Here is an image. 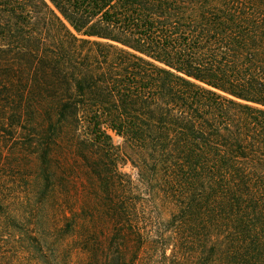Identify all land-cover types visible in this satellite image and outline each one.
I'll return each mask as SVG.
<instances>
[{"label":"trees","instance_id":"obj_1","mask_svg":"<svg viewBox=\"0 0 264 264\" xmlns=\"http://www.w3.org/2000/svg\"><path fill=\"white\" fill-rule=\"evenodd\" d=\"M0 264H264V0H0Z\"/></svg>","mask_w":264,"mask_h":264},{"label":"rangeland","instance_id":"obj_2","mask_svg":"<svg viewBox=\"0 0 264 264\" xmlns=\"http://www.w3.org/2000/svg\"><path fill=\"white\" fill-rule=\"evenodd\" d=\"M113 141L116 144H119L120 143V139L118 137H116V136H113Z\"/></svg>","mask_w":264,"mask_h":264}]
</instances>
